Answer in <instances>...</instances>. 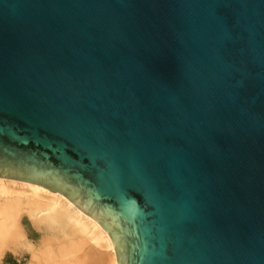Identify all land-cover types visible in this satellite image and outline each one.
Listing matches in <instances>:
<instances>
[{"label": "water", "instance_id": "water-1", "mask_svg": "<svg viewBox=\"0 0 264 264\" xmlns=\"http://www.w3.org/2000/svg\"><path fill=\"white\" fill-rule=\"evenodd\" d=\"M0 176L118 264H264V0H0Z\"/></svg>", "mask_w": 264, "mask_h": 264}, {"label": "bare ground", "instance_id": "bare-ground-1", "mask_svg": "<svg viewBox=\"0 0 264 264\" xmlns=\"http://www.w3.org/2000/svg\"><path fill=\"white\" fill-rule=\"evenodd\" d=\"M118 264L104 226L67 195L0 176V264Z\"/></svg>", "mask_w": 264, "mask_h": 264}, {"label": "rangeland", "instance_id": "rangeland-1", "mask_svg": "<svg viewBox=\"0 0 264 264\" xmlns=\"http://www.w3.org/2000/svg\"><path fill=\"white\" fill-rule=\"evenodd\" d=\"M14 264H18V262L16 261V262H14Z\"/></svg>", "mask_w": 264, "mask_h": 264}]
</instances>
